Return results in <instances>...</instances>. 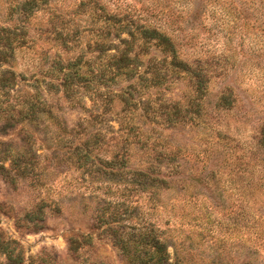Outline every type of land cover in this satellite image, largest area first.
<instances>
[{
  "label": "rangeland",
  "instance_id": "374dc122",
  "mask_svg": "<svg viewBox=\"0 0 264 264\" xmlns=\"http://www.w3.org/2000/svg\"><path fill=\"white\" fill-rule=\"evenodd\" d=\"M30 2L0 0V78L37 79L68 132L0 115V264H142L118 238L145 229L169 264H264V0ZM125 9L178 54L136 36L117 67L102 26Z\"/></svg>",
  "mask_w": 264,
  "mask_h": 264
},
{
  "label": "trees",
  "instance_id": "16d2710c",
  "mask_svg": "<svg viewBox=\"0 0 264 264\" xmlns=\"http://www.w3.org/2000/svg\"><path fill=\"white\" fill-rule=\"evenodd\" d=\"M35 2H37V0H31L29 4H33ZM203 3L204 7H206V0H203ZM262 6L264 10V2L262 3ZM129 9H125V13L123 15H115L113 17L111 16L110 19H106L104 21V25L102 26V41H105L107 38L110 37H115L118 41H120V43L125 46L123 50L118 51L120 57H114V59H116L115 61L118 62L117 67L120 68L119 62L121 64H124V66L130 65V57L128 54L130 52L132 42L133 40L135 41L136 36H140L141 38L147 41H156L157 44L160 47L164 48L166 51L174 55L178 54L179 48L175 40L164 32L161 33L156 28H150L149 25L146 24V22L148 21H145V23L142 25L141 23L134 24L136 25V32H134L132 28L135 26L130 27V25H132V22H134V15L132 13V10ZM199 16L200 11L197 9L190 14V18L192 19V27H195L202 23V21H200L199 19ZM261 16L264 17V14L262 13ZM128 27L130 28L128 29ZM253 27H257V24H254ZM125 30L127 31V34L132 39V41L128 39H121V34L125 33ZM226 40L227 42H229L230 38H227ZM16 42L17 41L13 39L11 35L0 36V61L2 63H7L12 58H15V54L18 48H20V45L18 46V43ZM180 63L183 66L188 65L182 60L180 61ZM11 74L13 75V79H15L14 75L16 74L14 72ZM126 75H128V73ZM69 77L70 76H68L66 73L63 74V79L60 86L64 87V91L68 89L69 85L67 84V80L64 83L63 81ZM37 84L38 80L36 79L34 85H26L25 89L15 91L13 88L14 82L12 78L3 75L0 78V94L3 95V97H6L8 102L7 107L6 109H4V111L3 106H0V115L3 116L4 114L3 117L11 121H26L27 123L32 125L31 127H36L38 132L40 128L44 125V127L54 129L55 133H67L68 126L67 123L64 121V118L55 113V109H53V107L49 105L48 102L44 99L42 91ZM12 93H14V95H12ZM0 103L2 102L0 101ZM124 103L128 105V102L124 101ZM222 103H224L223 99ZM102 104L106 103L102 101ZM88 124H103V119L99 117L95 118L92 115L90 117V120L88 121ZM8 156V160H10L13 164H11V170H8L4 165L1 167L3 172H5L6 174L11 173V171H15L13 167L15 165V159H13V155L8 154ZM10 156H12V158H10ZM73 156L79 161L83 160L84 158H87V155L86 157H82L81 153H74ZM5 160L7 159L3 158V161ZM17 172L16 175H19L20 173ZM138 174L143 175L142 172H139ZM116 222L118 224L120 223V221ZM118 240L121 249L126 253H134V257L136 259H139L142 264L145 262V260L140 259L141 256H144V259L146 257L147 262L149 263L169 264V261L171 259L169 253V246L163 238L162 240L158 239L154 235V231L152 229L141 230L139 231V233L123 232L121 233Z\"/></svg>",
  "mask_w": 264,
  "mask_h": 264
}]
</instances>
